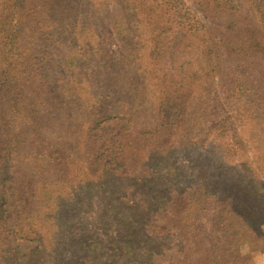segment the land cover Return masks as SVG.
Returning <instances> with one entry per match:
<instances>
[{
	"label": "trees",
	"instance_id": "trees-1",
	"mask_svg": "<svg viewBox=\"0 0 264 264\" xmlns=\"http://www.w3.org/2000/svg\"><path fill=\"white\" fill-rule=\"evenodd\" d=\"M263 225L264 0H0V264H253Z\"/></svg>",
	"mask_w": 264,
	"mask_h": 264
},
{
	"label": "rangeland",
	"instance_id": "rangeland-1",
	"mask_svg": "<svg viewBox=\"0 0 264 264\" xmlns=\"http://www.w3.org/2000/svg\"><path fill=\"white\" fill-rule=\"evenodd\" d=\"M193 10L198 15V17L201 21L208 23V21L204 19V16L201 14V12L196 7H193ZM257 231H258V235L263 234L264 233V225L261 228H258ZM6 241L10 244L11 247L17 249L21 253H28V252H31V251L36 249V244L29 243V242H17L16 240L13 239V237H9L8 239H6ZM263 249L264 248H262L260 250H263ZM256 250H257V248H255V251ZM243 253L244 252H239L237 254L225 256L222 259V262H223V264H237L238 262L241 261V256L243 255ZM257 253H259V252L257 251ZM253 264H264V251L263 252L260 251L259 254H256L254 252Z\"/></svg>",
	"mask_w": 264,
	"mask_h": 264
}]
</instances>
